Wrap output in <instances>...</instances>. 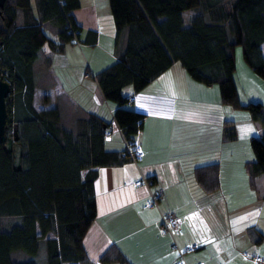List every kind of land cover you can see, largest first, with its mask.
<instances>
[{
    "label": "trees",
    "instance_id": "16d2710c",
    "mask_svg": "<svg viewBox=\"0 0 264 264\" xmlns=\"http://www.w3.org/2000/svg\"><path fill=\"white\" fill-rule=\"evenodd\" d=\"M107 1L114 37L124 36L123 49L93 77L101 94L116 102L112 120L124 138L130 140L141 127L143 112L126 106L131 96L121 88L130 84L138 91L175 61L194 80L218 85L222 103L244 109L251 120L264 125V105L240 101L232 74L234 49L239 45L244 62L264 80V0ZM36 5L37 19L26 18L21 25L15 24L16 10L29 11V0H4L0 7V76L10 84L5 98L6 135L15 124L22 148L20 167L13 169L11 153L0 142V264H37L40 249L43 264L87 263L81 240L96 215L92 186L97 167L130 157L105 147L102 129L107 121L63 93L47 108L32 105L34 72L42 69L47 74L50 63L41 46L59 48L72 35L77 39L78 33L71 15L78 0H36ZM184 9L191 12L186 21ZM45 19L58 26L57 43L45 33L41 25ZM48 99L49 94L41 96L43 102ZM223 128L224 136L232 138L233 122L224 119ZM249 148L253 159L246 160L244 168L254 184L258 175L264 176V137L250 135ZM218 169L217 161L192 168L203 191L219 187ZM247 232L255 244L263 238L254 225ZM166 235L173 239L175 234ZM98 259L131 264L116 244H110Z\"/></svg>",
    "mask_w": 264,
    "mask_h": 264
},
{
    "label": "crops",
    "instance_id": "0c3cea01",
    "mask_svg": "<svg viewBox=\"0 0 264 264\" xmlns=\"http://www.w3.org/2000/svg\"><path fill=\"white\" fill-rule=\"evenodd\" d=\"M29 11L16 10L15 24L37 19L36 0H29ZM71 15L78 28V43L64 42L58 47L41 46L49 58L47 74L37 70L32 105L35 109L53 105L54 97H65L102 120L112 121L115 101L106 99L93 74L116 60L123 49L122 33L114 37V26L107 0H78ZM45 33L56 43L58 26L48 19L41 22ZM264 53V42L261 43ZM239 52V51H238ZM235 53L233 82L240 101L256 100L264 105V80ZM43 54L39 57L42 61ZM88 72L89 75L84 73ZM53 84H49V81ZM131 96L126 106L143 112L135 138L142 156L116 165L98 166L93 181L96 215L82 237L87 263L118 264L100 261L99 255L116 244L131 264H168L179 258V246L196 242L198 247L183 256L190 263L264 264V176L255 183L247 178L244 163L253 159L249 136L264 137V125L251 120L244 109L220 100L218 85L194 80L178 61L173 62L140 90L130 84L121 88ZM49 94L46 102L41 96ZM234 124L232 138L224 136L223 121ZM107 149L125 146L122 135L114 132L104 139ZM219 163L218 188L203 191L195 181L192 168L202 163ZM86 168L80 171L82 176ZM149 180L135 186V178ZM151 188L160 189L156 204L143 206ZM245 197L235 201V194ZM173 212L182 230L173 235L160 234L162 212ZM249 225L263 233L258 244L252 242ZM260 256L259 261L255 256Z\"/></svg>",
    "mask_w": 264,
    "mask_h": 264
},
{
    "label": "built area",
    "instance_id": "2783aa9c",
    "mask_svg": "<svg viewBox=\"0 0 264 264\" xmlns=\"http://www.w3.org/2000/svg\"><path fill=\"white\" fill-rule=\"evenodd\" d=\"M67 28L73 33L75 34V31L73 28L70 27V24H67ZM69 42H73V43H78V39H76L73 35L69 38L68 40ZM85 75H89L88 72L84 73ZM140 128L137 127L135 129V134L133 135V137L128 140L126 138H124L122 132L119 129V126L117 125L116 122L112 121H108L107 124H105L103 126L102 129V133H103V140L104 139H109L114 135V132H118L122 135L123 138V142L125 143V146L120 149L122 154H126L128 153L129 157L131 160L136 161L137 158L142 156V148H141V144L140 142H138V140L135 138L136 134L139 132ZM147 179H145L144 177H138L135 178L132 181V184L135 186H138V184L144 183L145 185L148 184ZM160 197V189L159 188H151L149 193H148V197L145 198L144 202H143V206L145 207H149L150 205L156 204L158 198ZM182 230V226L180 224V221L177 219L176 215L173 214V212H162L161 213V220L159 223V231L160 233L166 234L168 233L169 235L172 236V234H177L180 233ZM172 247H175L178 250L179 253V258L173 260L172 262L168 263V264H189L188 261L182 257L184 252H190V251H194V249H196L198 247V244L196 242H189L187 244H184L183 246H179L175 240L172 242ZM255 260L261 259V257L255 256L254 257ZM194 264H203V261L201 260H196Z\"/></svg>",
    "mask_w": 264,
    "mask_h": 264
},
{
    "label": "water",
    "instance_id": "95a60500",
    "mask_svg": "<svg viewBox=\"0 0 264 264\" xmlns=\"http://www.w3.org/2000/svg\"><path fill=\"white\" fill-rule=\"evenodd\" d=\"M4 0H0V7ZM1 44V42H0ZM10 90V84L2 76H0V142L3 148L11 153L12 168L19 169L20 167V154L22 152L21 143L17 137V127L13 125L11 134L6 135V106L5 98L6 94Z\"/></svg>",
    "mask_w": 264,
    "mask_h": 264
},
{
    "label": "rangeland",
    "instance_id": "374dc122",
    "mask_svg": "<svg viewBox=\"0 0 264 264\" xmlns=\"http://www.w3.org/2000/svg\"><path fill=\"white\" fill-rule=\"evenodd\" d=\"M191 12H190V10L189 9H184L183 10V16H184V21H186L187 20V17H188V15L190 14ZM235 50H237V54H236V56L238 55V53L240 52V46L239 45H236L235 46ZM239 51V52H238ZM240 55H241V52H240ZM240 61H243L242 60V56H241V58H240ZM246 194H249L248 192H245V193H243V192H241V193H238V194H235V201L236 200H238V199H243L244 197H245V195ZM177 234H179V233H177ZM191 252V251H190ZM38 255L36 256V261H37V264H43L44 263V253H43V251H42V249H40V251L37 253ZM43 257V258H42ZM258 261V260H257ZM259 264H261V263H259Z\"/></svg>",
    "mask_w": 264,
    "mask_h": 264
},
{
    "label": "bare ground",
    "instance_id": "6f19581e",
    "mask_svg": "<svg viewBox=\"0 0 264 264\" xmlns=\"http://www.w3.org/2000/svg\"><path fill=\"white\" fill-rule=\"evenodd\" d=\"M204 264V263H203Z\"/></svg>",
    "mask_w": 264,
    "mask_h": 264
}]
</instances>
